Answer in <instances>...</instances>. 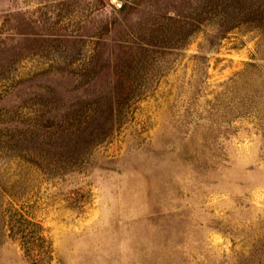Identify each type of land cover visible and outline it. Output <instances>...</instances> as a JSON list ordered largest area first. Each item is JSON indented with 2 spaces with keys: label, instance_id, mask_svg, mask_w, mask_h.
Masks as SVG:
<instances>
[{
  "label": "rangeland",
  "instance_id": "1",
  "mask_svg": "<svg viewBox=\"0 0 264 264\" xmlns=\"http://www.w3.org/2000/svg\"><path fill=\"white\" fill-rule=\"evenodd\" d=\"M144 1L0 0V264H264V17L128 42ZM98 35L112 65L135 49L134 97L37 168L26 145L94 99Z\"/></svg>",
  "mask_w": 264,
  "mask_h": 264
},
{
  "label": "trees",
  "instance_id": "2",
  "mask_svg": "<svg viewBox=\"0 0 264 264\" xmlns=\"http://www.w3.org/2000/svg\"><path fill=\"white\" fill-rule=\"evenodd\" d=\"M193 1L194 0H188L187 3H192ZM241 5L242 11H239V6ZM160 7L161 5H159L157 0H146L143 6L139 3L133 5V3L126 2L119 8L118 11L124 15L140 11L145 14V25H140L137 28L133 27L128 34L126 32L128 42L135 43L140 39L148 40L149 38V42L156 43L152 40L159 39L161 36H171L165 32V26H170L171 24L172 39L177 38V40H184L191 36L192 32H195L197 29L193 28L190 30V28L194 25L198 26L206 21H217L223 25V23L226 22V18L234 20L233 18L236 17V14H244L246 17L251 14L255 17L259 15L264 17V0H201L200 4L194 6V9L191 11L188 5L185 7L177 0H168L162 5L163 8ZM197 16L201 17L202 20H199ZM96 33L97 31L94 35H96ZM95 37L96 41L94 42L93 54L91 56V61L96 59L93 71L94 74H96L97 69L100 68L104 74L98 75L96 79H93L94 84H91L93 85V89H90V93L92 94L90 96H94V99L89 100L84 113L81 112L73 115V117L76 118L69 119L68 117L67 119H62L60 123H58L57 130L51 134L57 136L55 139L46 136V138H48L47 142L43 140V145L40 144V149H30L29 146L26 145L23 151L24 157L22 158L34 162L37 168L40 167V162H42L41 165H43V162L46 160L44 150H51L53 148L55 152H58V148L62 150L59 153L81 147L88 150L90 143L97 142L94 139L97 132V127H95L97 121L100 118L105 120L106 116H112L116 104L119 107L121 101L128 102L134 97L132 93L134 91L132 90L130 81L135 77L133 75L135 70L139 69V66L134 61V58H136L135 49L130 51L132 57L127 59L126 62H118L112 65V62H110V54H106V51H102L101 49V35ZM132 47L128 48L131 49ZM106 55L108 56L107 60ZM101 56H105V61L100 59ZM114 67L115 73L113 74L112 70ZM103 78L105 80V86L102 85L96 88L95 85H97V81L103 80ZM107 85L111 86V89H109ZM41 109H43V107L39 110ZM80 109H82V107H80ZM118 109H120V107ZM35 127L36 125H33V128ZM7 130L6 133L1 132L7 135L10 128L7 127ZM30 130L35 133V129L28 128L26 131ZM49 130L50 129H47L45 131L46 134L50 133ZM51 140L54 141L51 142ZM46 144L48 146L44 147ZM65 162L66 160L60 159L59 164Z\"/></svg>",
  "mask_w": 264,
  "mask_h": 264
}]
</instances>
